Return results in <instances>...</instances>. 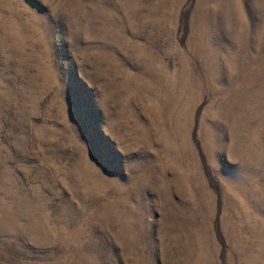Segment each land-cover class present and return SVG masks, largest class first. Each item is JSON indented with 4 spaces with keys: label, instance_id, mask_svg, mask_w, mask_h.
<instances>
[{
    "label": "rangeland",
    "instance_id": "rangeland-1",
    "mask_svg": "<svg viewBox=\"0 0 264 264\" xmlns=\"http://www.w3.org/2000/svg\"><path fill=\"white\" fill-rule=\"evenodd\" d=\"M0 264H264V0H0Z\"/></svg>",
    "mask_w": 264,
    "mask_h": 264
}]
</instances>
